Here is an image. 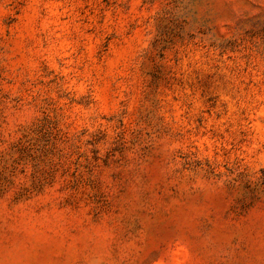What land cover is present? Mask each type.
I'll use <instances>...</instances> for the list:
<instances>
[{
	"label": "rangeland",
	"instance_id": "1",
	"mask_svg": "<svg viewBox=\"0 0 264 264\" xmlns=\"http://www.w3.org/2000/svg\"><path fill=\"white\" fill-rule=\"evenodd\" d=\"M0 264H264V0H0Z\"/></svg>",
	"mask_w": 264,
	"mask_h": 264
}]
</instances>
